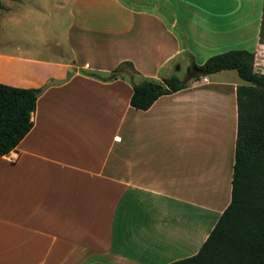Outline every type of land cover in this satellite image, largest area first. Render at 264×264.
I'll return each instance as SVG.
<instances>
[{"label": "crops", "instance_id": "obj_1", "mask_svg": "<svg viewBox=\"0 0 264 264\" xmlns=\"http://www.w3.org/2000/svg\"><path fill=\"white\" fill-rule=\"evenodd\" d=\"M0 1V83L42 88L33 126L0 155V264L194 255L230 201L236 70L191 79L146 110L130 104L128 78L89 73L129 61L137 79L161 82L182 55L188 73L248 50L264 74V0ZM53 36L67 59L52 56Z\"/></svg>", "mask_w": 264, "mask_h": 264}, {"label": "trees", "instance_id": "obj_2", "mask_svg": "<svg viewBox=\"0 0 264 264\" xmlns=\"http://www.w3.org/2000/svg\"><path fill=\"white\" fill-rule=\"evenodd\" d=\"M1 8V1H0ZM207 75L234 69L243 83L236 86V137L230 201L198 249L168 264H264V74L254 69V53L229 50L208 57L200 66ZM138 71L125 61L101 80L128 78L130 104L146 110L161 95L186 88L192 80L176 75L161 82L145 78L134 83ZM199 77L193 79L198 80ZM42 88H21L0 83V155L13 150L33 126L38 93Z\"/></svg>", "mask_w": 264, "mask_h": 264}, {"label": "rangeland", "instance_id": "obj_3", "mask_svg": "<svg viewBox=\"0 0 264 264\" xmlns=\"http://www.w3.org/2000/svg\"><path fill=\"white\" fill-rule=\"evenodd\" d=\"M52 13H53V17L56 15L57 19H61V23H59V25L53 26V35L54 34H58L59 41H58V39H57V41H58V43H60L62 41V39H63V30H64L63 25L65 23L66 12L64 11V9L62 11H60V10H58L56 8V9L52 10ZM53 41H54V43H52L53 50L56 49V52H57L56 53L55 51H53V53H52V56H54V59H57L60 56H62L65 59H67V53H66V50L64 48V45L60 44L59 46H57L58 43L55 42V37L54 36H53ZM38 50H40L42 55L44 54V50L43 49H38ZM187 61H189L188 57L182 55V57L179 59V63H176L175 66H174L175 69H176L179 66V64H181V69L175 71V75L178 78H180V79H185L186 78L187 73H186V70H185V66H186ZM133 81L139 83V82L142 81V79H137V77L134 76L133 77ZM240 83H243L242 80H241Z\"/></svg>", "mask_w": 264, "mask_h": 264}, {"label": "water", "instance_id": "obj_4", "mask_svg": "<svg viewBox=\"0 0 264 264\" xmlns=\"http://www.w3.org/2000/svg\"><path fill=\"white\" fill-rule=\"evenodd\" d=\"M207 72L205 70H200L196 66H191L190 71L187 73L185 80L195 79L197 77L206 76Z\"/></svg>", "mask_w": 264, "mask_h": 264}, {"label": "built area", "instance_id": "obj_5", "mask_svg": "<svg viewBox=\"0 0 264 264\" xmlns=\"http://www.w3.org/2000/svg\"><path fill=\"white\" fill-rule=\"evenodd\" d=\"M17 156V153H15L13 159H17Z\"/></svg>", "mask_w": 264, "mask_h": 264}]
</instances>
